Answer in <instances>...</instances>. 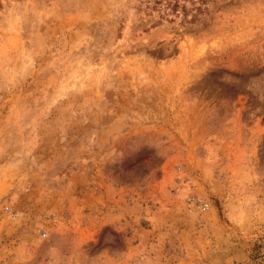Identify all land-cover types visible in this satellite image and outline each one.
I'll use <instances>...</instances> for the list:
<instances>
[{
  "label": "rangeland",
  "instance_id": "obj_1",
  "mask_svg": "<svg viewBox=\"0 0 264 264\" xmlns=\"http://www.w3.org/2000/svg\"><path fill=\"white\" fill-rule=\"evenodd\" d=\"M207 8L0 0V264H264V0Z\"/></svg>",
  "mask_w": 264,
  "mask_h": 264
},
{
  "label": "trees",
  "instance_id": "obj_2",
  "mask_svg": "<svg viewBox=\"0 0 264 264\" xmlns=\"http://www.w3.org/2000/svg\"><path fill=\"white\" fill-rule=\"evenodd\" d=\"M210 0H142L146 9L158 11L161 19L170 15L178 16L182 14L185 22H196L200 19L201 14L208 11L207 4ZM187 2L192 5L188 8ZM192 12L189 18V13Z\"/></svg>",
  "mask_w": 264,
  "mask_h": 264
}]
</instances>
